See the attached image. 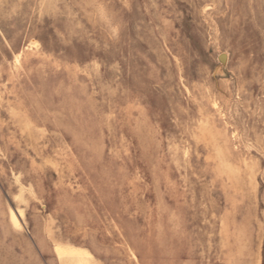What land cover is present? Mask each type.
Instances as JSON below:
<instances>
[{
  "label": "rangeland",
  "instance_id": "1",
  "mask_svg": "<svg viewBox=\"0 0 264 264\" xmlns=\"http://www.w3.org/2000/svg\"><path fill=\"white\" fill-rule=\"evenodd\" d=\"M0 264H264V0H0Z\"/></svg>",
  "mask_w": 264,
  "mask_h": 264
},
{
  "label": "bare ground",
  "instance_id": "2",
  "mask_svg": "<svg viewBox=\"0 0 264 264\" xmlns=\"http://www.w3.org/2000/svg\"><path fill=\"white\" fill-rule=\"evenodd\" d=\"M11 218L16 222L17 221V219H16V215H15V213L13 212V211H11ZM18 226V225H17ZM83 249V248H82ZM56 250H57V252H58V254L59 253H64L65 255H67V254H70V255H75V254H77V255H81V249H79V248H77V247H72V246H70V247H62V246H56ZM84 251V250H83ZM87 250H85V253L87 254V252H86ZM90 254V253H89ZM61 255V254H60ZM68 256V255H67ZM82 256H84V255H82ZM88 257V256H87ZM83 258H86V257H83ZM81 260H82V257L80 258Z\"/></svg>",
  "mask_w": 264,
  "mask_h": 264
}]
</instances>
